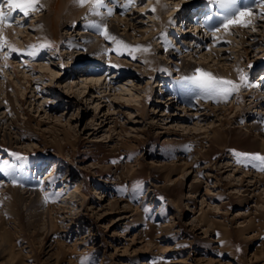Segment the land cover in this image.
<instances>
[{
    "label": "rangeland",
    "instance_id": "374dc122",
    "mask_svg": "<svg viewBox=\"0 0 264 264\" xmlns=\"http://www.w3.org/2000/svg\"><path fill=\"white\" fill-rule=\"evenodd\" d=\"M46 2L0 23V228L14 251L3 241L0 264H264V162L244 155H264L261 6L240 0L255 5L253 23L207 29L222 18L209 0H134L128 10L104 0L107 7L96 9L102 22H116L115 40H105L90 30L94 0L82 5L81 23L62 15L56 34ZM204 5L213 9L205 13ZM177 22L187 24L186 39ZM156 30L189 45L181 55L192 60L199 48L213 57L226 47L215 57L239 68L237 78H222L238 91L222 100L187 83L184 100ZM81 31L103 39L105 51L68 47L69 35L83 41ZM142 39L149 54L134 47ZM212 57L200 60L211 69ZM27 178L48 198L36 220L24 196Z\"/></svg>",
    "mask_w": 264,
    "mask_h": 264
},
{
    "label": "bare ground",
    "instance_id": "6f19581e",
    "mask_svg": "<svg viewBox=\"0 0 264 264\" xmlns=\"http://www.w3.org/2000/svg\"><path fill=\"white\" fill-rule=\"evenodd\" d=\"M175 1V0H174ZM179 3V2H178ZM255 3V2H254ZM146 4V3H145ZM145 4H143L142 6L144 7L145 6ZM163 4V3H162ZM46 10L48 11V18H49V21H48V23H49V27H50V29L52 30V32L54 33V34H56L57 32H58V27L60 26V20H58L62 15H64V17L65 18H67L69 21H71L72 22V26L73 25H75L78 21L81 23V20H79V17H81L82 15H83V12H82V10H81V8H83L84 6H82V5H80V4H77L76 2H75V0H47V2H46ZM147 5V4H146ZM159 6V5H158ZM176 6H178V5H175V7ZM201 6H203V5H201ZM205 7L204 8H206V10H205V13H207V12H209V9L210 8H212V6L211 5H204ZM218 6H220V5H218ZM67 7V8H66ZM215 7V6H214ZM146 8V7H145ZM148 8V7H147ZM161 8H163L162 6H161ZM204 8H203V10H204ZM149 9V8H148ZM160 9V8H159ZM190 10L189 11H193V8L192 7H190L189 8ZM213 9V8H212ZM220 9L222 10V13L220 14V17L219 18H221L222 17V15L223 14H225L227 11H226V8H223V7H221L220 6ZM178 10V9H177ZM196 10V9H195ZM83 11H84V9H83ZM173 12H175L176 11V9H173L172 10ZM218 12V11H217ZM217 12H215L216 14H217ZM181 13V11H179L178 10V12L175 14V16H177V15H179ZM215 13H214V15H215ZM23 14V13H22ZM24 15V14H23ZM91 15H92V17H91V24L89 25L90 26V30H95V32H96V34H99L100 36H104V38H105V40H112V39H109V38H106V36H105V34H103V32H102V29L100 28V27H97V25H100V24H103L104 25V21H105V19H103V17L102 18H100V13L96 10V11H93V8H92V12H91ZM188 16H191V14H189ZM251 16V15H250ZM249 16V17H250ZM255 16V15H254ZM29 17V16H28ZM88 16H83V18H86V19H88L87 18ZM24 18H27V17H25L24 16ZM82 18V19H83ZM185 19V18H184ZM184 19H182L183 21H184ZM189 19V18H188ZM237 19H240L239 17H237ZM244 19V18H243ZM257 19V18H256ZM179 20V19H178ZM190 20H191V18H190ZM246 20V19H245ZM103 21V22H102ZM197 21V20H196ZM196 21H193V22H191L190 21V24H189V22L187 23L186 21V23L188 24V25H190L189 26V29H193V30H196V28H198L199 27V24H197V22ZM221 21H222V18L220 19V21H218V22H215V23H210V25H207V24H205V23H203V25H204V27H208L207 29H213V27H215L216 25H218L219 23H221ZM246 21H248V22H251V23H253L255 20H254V18H252V17H250V19H247ZM85 22H87V20H84V23ZM184 22V23H185ZM116 22L114 21V23L113 22H111L108 26H106V31H107V34H108V36H110V37H115L114 35V27H115V24ZM184 23H182V25L181 24H179V22H177V27H176V29L177 30H180V31H182V33L183 32H185V33H183V34H187V33H189L190 31H188V29L187 30H185V29H182L183 28V25H185ZM82 24H83V21H82ZM81 24V25H82ZM187 24L185 25V26H187ZM234 24H236V23H234ZM22 25V24H21ZM79 26V24L76 26V27H78ZM185 28V27H184ZM254 28V27H253ZM182 29V30H181ZM255 29V28H254ZM42 29H40V30H38L39 31V34L40 35H45V32H43V30L41 31ZM75 30V29H74ZM172 30H174V29H172ZM200 31H201V29H200ZM82 32V34H83V36L81 37V38H83V41L82 42H79V41H77V40H75V36H73V35H69V36H71V40H69V41H67L66 43H67V46L68 47H77L78 49H85L86 50V52L87 51H89L90 53H92V54H95V53H99L100 51H105V49L103 48V45H104V42H103V39H102V41H98V38H94V40L93 41H90V35L92 34L91 32H88V31H81ZM98 32V33H97ZM199 32V31H198ZM159 33V37L161 38L162 37V42H163V47H161V48H163V49H165V51H166V54H167V58L166 59H168V60H171V62H173L175 65H173L172 66V69H175L176 68V72L175 73H179V75H178V77H182V84H178V88L176 89V92L183 98V95H182V90L183 89H185V85L188 83V85H186V89L187 88H191V82L190 81H188V80H185L184 78L185 77H191V76H194V75H198V73L196 72V70L197 69H201V70H203V72H207V73H211L214 77H219L220 79H222V78H228V79H235V78H237L238 77V71H239V68L237 67V66H233L231 63H229V62H227L225 59V57L223 58H221V59H218V61H217V58L215 57V56H217L218 55V53H219V51H221V50H224L226 47H223V48H218L217 49V54L215 55V56H213L212 57V53H210V54H208V53H205V52H201V50H200V48L197 50L198 52H200V55H199V57L198 58H196V59H194V60H192L191 58H189V57H186V55H181V53L182 52H184V51H186L187 49H191L190 48V46L189 45H187V44H185V43H183L182 45H178V44H174L173 45V43L172 42H167V32H166V30H162V31H160V30H156L153 34L155 35V34H158ZM250 33V32H249ZM38 34V35H39ZM95 34V33H94ZM95 34V35H96ZM94 35V36H95ZM190 34H187L186 35V37H181V38H187V36H189ZM251 35L254 37V35H255V33H251ZM2 36V33H0V41L2 40V39H4L3 37H1ZM93 36V37H94ZM181 36V35H180ZM192 36V35H191ZM261 37V36H260ZM191 38V37H190ZM255 38H257V37H255ZM172 39H175V42L179 39V36H178V32L177 33H172ZM259 40H261L260 38H258ZM257 39V40H258ZM66 40H67V38H66ZM180 40H182V39H180ZM180 40H178V41H180ZM90 41V42H89ZM143 41V42H142ZM185 41V40H184ZM190 41V40H189ZM188 41V42H189ZM180 42H183V41H180ZM185 42H187V41H185ZM194 42V41H193ZM239 43H242L241 41H238ZM253 42L254 41H252V39H250V40H248V42H247V44L248 45H251V44H253ZM261 42V41H260ZM201 43H203V38L202 39H200V41L197 43V45H201ZM134 47L135 48H138L139 50H147L146 51V53H150L149 51V46L147 45V42L146 41H144L143 39L142 40H140L138 43H135L134 42ZM144 47H143V46ZM195 45V44H194ZM10 47H15V45L14 44H10ZM181 47H183V49H181ZM103 48V49H102ZM179 48V49H178ZM192 48H193V45H192ZM198 48V47H197ZM260 48V47H259ZM181 49V50H180ZM162 50V49H161ZM175 50V51H174ZM192 50V49H191ZM260 50H262V51H264V48H262V44H261V49ZM140 51V52H141ZM241 51H243L244 52V54H245V56H246V58L248 59V58H250V56L248 57L247 55H248V52H249V47H247V45L245 44V46H242V50ZM211 52H213V51H211ZM190 53V52H189ZM225 53V52H224ZM100 54V53H99ZM165 54V53H164ZM165 54V55H166ZM180 54V55H179ZM175 57H178L177 58V60H175L174 58ZM209 57H212V59H210L211 61L213 60L215 63H213V64H215V66L213 67V68H211V69H209V68H207L204 64H203V62H202V60H200V58H202V59H207V58H209ZM3 58V57H2ZM215 58V59H214ZM219 58V57H218ZM173 59H174V61H173ZM255 59H257V58H255ZM82 60V59H81ZM255 61V60H254ZM115 63V62H114ZM252 63V65H253V62H251ZM249 65V64H248ZM177 76V75H176ZM264 76V75H263ZM87 79L86 80H89V81H92V82H94V83H97V81H98V78H96V77H86ZM260 78V77H259ZM176 79H177V77H176ZM179 82V81H178ZM7 84V83H6ZM162 84V83H161ZM182 87H184L183 89H182ZM182 89V90H181ZM194 90H197L198 91V95H200L201 94V91H202V89H200V88H198L197 86L196 87H194L193 88ZM181 93V94H180ZM194 93H195V91H194ZM232 93V92H231ZM230 93V94H231ZM179 96V97H180ZM195 96V95H194ZM194 96H193V98H194ZM196 97V96H195ZM168 98H171V97H168ZM186 98V97H185ZM185 98H183L184 100H186ZM216 98L217 99H224V98H226L225 96H216ZM216 99V100H217ZM183 100V101H184ZM221 100V101H222ZM223 102V101H222ZM171 103V102H170ZM201 112V111H200ZM203 112V111H202ZM236 115H239V113L237 112V114ZM250 127H252L253 129H255V130H257V129H261V128H263V124H261V123H252L251 125H249ZM263 145H264V141H263ZM54 173V172H53ZM37 182H35V181H33V178H27V179H25V182L23 183V185L25 184V185H27L28 186V188H29V190H31L30 192L28 191V189L27 190H25V192H27L26 193V195H24L27 199L26 200H29L28 201V203H29V209H31L32 210V212L31 213H33L32 215H33V217H34V220H36V217H39L40 216V214L41 213H39L38 211L40 210L39 208L41 207V206H43V205H47V201H48V198L46 197V198H44V196H43V194L41 195V193H42V188L40 187V185H38V189H39V191H38V189H37V191H38V193H34V191H35V189H36V187H35V184H36ZM26 188V187H25ZM73 190L74 189H71L70 188V191L68 192V195L66 196V197H68V198H70L71 196L70 195H72L73 194ZM18 195V194H17ZM23 199L25 200V198L23 197ZM27 203V204H28ZM45 203V204H44ZM49 204V203H48ZM55 208H54V204L52 203L50 206L48 205V208H47V210H49V211H51V210H54ZM38 212V213H37ZM126 216H122V217H119L120 219H122V218H125ZM2 225L0 224V227H1ZM5 232V231H4ZM3 231H2V229L0 228V236H1V240H0V244H2L3 243V241H4V243L6 242L7 243V245L5 246L6 248H8V252L10 253V254H13L14 253V251H13V248H12V244H11V242H10V239L8 238V236H7V238H6V236H5V233H4ZM170 248L171 247H166L165 249H167V250H170Z\"/></svg>",
    "mask_w": 264,
    "mask_h": 264
},
{
    "label": "snow or ice",
    "instance_id": "6c2138e0",
    "mask_svg": "<svg viewBox=\"0 0 264 264\" xmlns=\"http://www.w3.org/2000/svg\"><path fill=\"white\" fill-rule=\"evenodd\" d=\"M75 2L77 4L83 5L84 3L88 2V0H75ZM115 2L119 7L123 8L124 10H128L129 5H131L134 0H127V2L123 4L120 3V0H115ZM209 3L218 4L221 7L227 9V12L222 15L221 21L225 28H227L232 23H239L243 26H247L249 22L245 21L243 18L246 16H250L252 8L255 6L254 4H244L240 6V0H209ZM255 4L261 6L260 14L264 16V0H255ZM5 5H7L8 8L7 12H5ZM37 5L38 0H2V2H0V23H3L6 20L11 21L13 19L12 13L16 9H19L24 14V16L27 17L29 16L31 11L38 10ZM100 7H107V4L104 2V0H94L93 11H96V9ZM151 11H155V8L151 9ZM107 15H113L112 8H107ZM237 17H239L240 19H236ZM97 27H100L102 29V32L103 34H105L106 38L115 40V37L108 36L105 25L100 24L97 25ZM3 47V43H0V48ZM35 54L36 53L34 51L29 52V55ZM196 72L198 73V75L185 77L184 79L190 81L198 88L204 89L209 95L227 97L231 92L238 91L239 89V85L235 84V82L233 81L218 79L211 73L203 72V70L201 69H197ZM241 79L246 80V77L242 75ZM13 155L17 154L13 153ZM244 155H252L255 160L264 162V155H260L258 153ZM261 170H264V163L261 164Z\"/></svg>",
    "mask_w": 264,
    "mask_h": 264
}]
</instances>
